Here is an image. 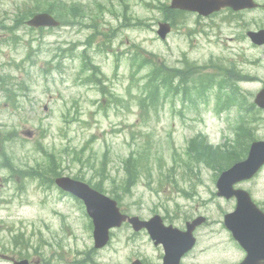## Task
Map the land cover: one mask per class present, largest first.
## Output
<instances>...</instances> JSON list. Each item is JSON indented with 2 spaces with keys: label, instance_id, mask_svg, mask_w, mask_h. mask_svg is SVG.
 Masks as SVG:
<instances>
[{
  "label": "rangeland",
  "instance_id": "obj_1",
  "mask_svg": "<svg viewBox=\"0 0 264 264\" xmlns=\"http://www.w3.org/2000/svg\"><path fill=\"white\" fill-rule=\"evenodd\" d=\"M36 1H42L38 8L44 11L49 8L50 3L57 0ZM93 1L102 4L105 2L107 10L111 6V15L97 10ZM257 2L261 10L245 18L251 24L247 27L249 30L264 27V0ZM146 3L157 4L159 8L160 3L167 4L169 1L62 0L58 5H62V9L55 11V16L65 19L60 30L44 37L32 33L33 38L31 34L21 30L17 33L22 39L20 46L1 41L0 65L6 66L0 67V76L10 74L15 85L25 81L29 91L27 103L18 102L16 114L11 115V110L4 109L8 107L2 108L0 125L6 127V132L12 131L13 127L14 133L27 132L22 130L23 127L34 132H30L31 138L16 140L13 136L6 142V152L13 156L14 161L10 159L6 162L3 159L0 169L12 170L10 165L13 169L27 168L33 164L47 172L49 190L43 194L41 189L33 188L30 179H26L29 184L26 191H23L24 183L16 171L17 184L13 181L4 191L1 186V178H4L0 172V248L4 250L0 253V264H8L15 255H27L35 251L40 257L42 252L46 264H130L138 254L151 261L159 256L158 249L152 248L146 236L135 235L127 228L114 232L107 248L101 252L93 251L92 229L83 209L73 199L70 201L62 198V194L51 186L53 179L62 176L77 177L91 186L98 184L102 191L112 194L122 211L144 219L152 214H159L167 217L169 222L173 221L176 227H181L187 220L205 218L206 222L196 232L198 247L182 264H238L243 259L244 254L232 243L221 222L222 214L233 210V203L214 197V184L218 175L217 167L214 170L210 164H215V160L205 151L193 154L188 150V140L199 130L210 143L222 146L226 140V136H223V121L215 120L211 114L198 113L196 117H202L201 121L194 117L186 122L176 121L174 132V124L163 113L158 123L150 113L139 117L137 99L142 93L141 84L147 71L146 68H141L136 72L132 62L143 66L144 51L145 57L151 53L156 57L157 64H164L166 67H170L173 59L180 54H186L189 61L200 63L207 61L209 53L213 57L220 55L225 61H232L234 64L241 57L245 63L239 69L248 80L255 78L257 81L241 82L242 90L252 97L264 84V49L255 50L248 43H240L239 37H243L245 31L237 29L236 22L220 25L213 29L214 34L207 28V21L197 23L194 18H187L184 28L169 21L174 24V32L166 43H162L155 35L156 26L153 31L149 26L146 27V23L148 19L162 20L163 15L160 10V14L147 10ZM34 4V0H0V16L5 14L4 17L9 19L15 15L16 9L23 8L25 11L26 5ZM69 4H76L77 10L72 11ZM115 10L118 12L114 18L112 16ZM92 13L96 18L91 16ZM23 15L29 16V11H25ZM80 15H83L82 19L93 20L92 31L102 33L103 42L114 41L113 49L118 50L117 57L103 54V59L92 58L95 64L84 62L79 57L84 55L80 53L83 49L78 44L85 41L86 35L85 32L78 33L69 20L71 16L79 18ZM128 17L130 18L127 19ZM76 18L75 26L79 23ZM97 18L108 21L113 28L108 25H102V29L96 28ZM112 18L116 20L113 22ZM250 19L252 22H249ZM215 22L220 23L222 20L217 19ZM196 26L201 28L203 34L196 35L194 40L197 45H192V34L189 31ZM217 33L220 34L217 38L220 41L219 47L213 43L209 46L205 44L208 40L215 41L214 35ZM4 35L0 31V37L7 38ZM226 41L230 43H227L226 49H222L221 46ZM57 44L70 50L61 56L64 68L61 67L60 71L53 70L48 75L40 74V67L45 60L49 57L52 59L53 53L49 54L48 50H55ZM201 45H206L209 49ZM38 49L41 52H38L39 55L37 53L33 66L25 62L23 66H18L19 70L14 68L13 63L21 62L30 50L36 52ZM129 51L133 53L129 55ZM93 64L100 69L99 74L93 76L94 84H82L85 76H80V71ZM104 89L109 90L115 98L103 99L100 91ZM112 102H119V107L111 110L109 104ZM44 104L47 111L43 110ZM176 109L179 110L180 107L177 106ZM256 120L264 128V113H260ZM144 121H149V125H145ZM228 124L231 126L233 120L231 123L228 121ZM37 127L45 128V134L39 132V143L31 142L38 131ZM2 129L0 128V132ZM93 135L96 139L92 142ZM253 136L264 140V131L253 133L252 138ZM234 140L235 138L228 149L219 150L224 153L235 147L242 151L244 146L241 143L245 139H240L236 145ZM130 152L141 158L139 157L137 183L128 188L122 162ZM198 153H202V156H198ZM175 155L179 161L173 159ZM177 164L182 168L178 166L176 169L174 165ZM183 168L187 170L186 174ZM197 169L201 170L198 174L201 182L199 186L196 177L189 172L198 173ZM54 171L58 173L56 176L51 175ZM174 171L176 174H173ZM259 176L246 188L250 189L256 201L264 204V170ZM8 198L17 200L6 201ZM16 232L22 238L13 247L10 236H14ZM229 245L233 246L230 250ZM75 253L81 256L76 258ZM33 256L34 260L38 259L34 253Z\"/></svg>",
  "mask_w": 264,
  "mask_h": 264
},
{
  "label": "water",
  "instance_id": "obj_2",
  "mask_svg": "<svg viewBox=\"0 0 264 264\" xmlns=\"http://www.w3.org/2000/svg\"><path fill=\"white\" fill-rule=\"evenodd\" d=\"M179 0H173L174 5L179 7L177 3ZM202 11V8L197 9ZM233 183V180L230 181ZM77 190L90 195L91 199L84 201L91 212L97 213L98 210L94 206H98L102 200L95 194L89 192L84 186L74 184ZM228 194L227 196H230ZM93 215V214H92ZM94 216V215H93ZM227 227L233 232L235 239H237L247 250L248 258L244 264H260L264 261V218L253 211L250 207H239L237 211L226 218ZM171 245V249L173 250Z\"/></svg>",
  "mask_w": 264,
  "mask_h": 264
},
{
  "label": "trees",
  "instance_id": "obj_3",
  "mask_svg": "<svg viewBox=\"0 0 264 264\" xmlns=\"http://www.w3.org/2000/svg\"><path fill=\"white\" fill-rule=\"evenodd\" d=\"M152 76H154V79H152V81L149 83V89H150V91H149V93H148V95H147V99H146V101L149 103V99H153L154 100V98H155V96H156V91H157V87H153V85L154 84H157V83H155L154 81L156 80L155 78H156V72H153V75ZM151 76V77H152ZM150 77V78H151ZM150 104V103H149ZM132 170H134V168L132 167Z\"/></svg>",
  "mask_w": 264,
  "mask_h": 264
}]
</instances>
